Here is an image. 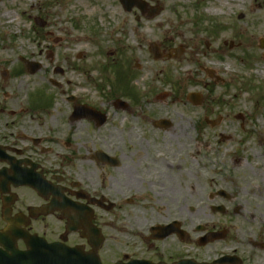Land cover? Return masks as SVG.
Masks as SVG:
<instances>
[{
    "label": "rangeland",
    "instance_id": "374dc122",
    "mask_svg": "<svg viewBox=\"0 0 264 264\" xmlns=\"http://www.w3.org/2000/svg\"><path fill=\"white\" fill-rule=\"evenodd\" d=\"M142 2L147 10L157 9L158 15L143 16L137 8L127 13L120 0H0V69L11 73L28 67L22 58L41 65L33 76L10 78L5 89L15 90V95L24 89L21 102L31 99L32 89L55 101L51 111L55 121L42 116V122L49 121L54 131L58 170L65 171L69 160L65 153L71 151L85 153L87 159L100 147L108 153L140 151V143L151 133L144 117L162 113L182 136L186 152L196 154L198 147L202 191L211 179L221 185L243 184L246 173L264 165V50L260 49L264 0ZM4 14L15 21L10 23ZM153 43L163 54L159 61L149 52ZM180 48L184 53L176 59L174 50ZM71 63L74 70L69 71ZM59 68L64 74L56 73ZM117 70L123 75L120 80ZM0 84H4L1 78ZM163 93L168 94L165 103H155ZM190 93L203 96L200 106L187 100ZM70 95L97 106L105 102L101 108L108 110L110 119L101 132L84 123L68 128V105L63 101ZM117 97L138 101L132 104V114L107 105ZM239 115L244 121L237 119ZM219 117L215 127L206 123V118ZM127 129L130 133L123 132ZM45 131L42 128L41 134ZM66 136L70 150L61 144ZM223 171L233 173L231 179L214 175ZM205 205L201 202V220L224 222L218 215L209 216ZM105 220L111 223L112 216Z\"/></svg>",
    "mask_w": 264,
    "mask_h": 264
},
{
    "label": "flooded vegetation",
    "instance_id": "af4514ba",
    "mask_svg": "<svg viewBox=\"0 0 264 264\" xmlns=\"http://www.w3.org/2000/svg\"><path fill=\"white\" fill-rule=\"evenodd\" d=\"M23 73L35 75L28 67L0 69L1 252L28 251L30 242L45 241L63 246L75 264H264V165L246 173L243 184L211 179L202 191L198 147L196 154L186 152L173 122L160 124L168 119L161 113L144 117L151 133L140 151L100 147L88 159L71 151L65 171L58 170L54 131L42 122V116L55 121V101L32 89L31 99L21 102L24 89L18 95L5 89ZM120 100L106 102L132 114L136 102ZM65 103L68 128L84 123L101 132L109 123L105 102ZM69 138L61 143L65 150L71 149ZM214 175L231 179L233 173ZM201 202L209 216L224 222L201 220Z\"/></svg>",
    "mask_w": 264,
    "mask_h": 264
},
{
    "label": "water",
    "instance_id": "95a60500",
    "mask_svg": "<svg viewBox=\"0 0 264 264\" xmlns=\"http://www.w3.org/2000/svg\"><path fill=\"white\" fill-rule=\"evenodd\" d=\"M121 3L123 5L125 11H127V12H131L134 7H138L143 13H146L145 5L143 3H141L140 0H121ZM150 14H151L150 17L155 16L158 14V11L157 10L150 11ZM36 23L39 24L41 27L46 26V23H44L40 19H37ZM261 49L264 50V40H261ZM151 52L155 54L156 59L160 58V55L158 53V47L156 45L151 46ZM177 54H180L179 50L177 51ZM38 68H39V66H35V67L30 66L31 73H35ZM189 99L194 100V102H196V104H198V105L201 104V102H202V97L199 95H191L189 97ZM12 264H18L17 260H16V262H14ZM52 264H60V263H57V261H54V263H52ZM62 264H64V263H62Z\"/></svg>",
    "mask_w": 264,
    "mask_h": 264
},
{
    "label": "bare ground",
    "instance_id": "6f19581e",
    "mask_svg": "<svg viewBox=\"0 0 264 264\" xmlns=\"http://www.w3.org/2000/svg\"><path fill=\"white\" fill-rule=\"evenodd\" d=\"M261 15H262V18H264V11L261 13ZM4 17L9 18L10 19V23H13L15 21V17L14 16L12 17V16H10L8 14H4Z\"/></svg>",
    "mask_w": 264,
    "mask_h": 264
}]
</instances>
